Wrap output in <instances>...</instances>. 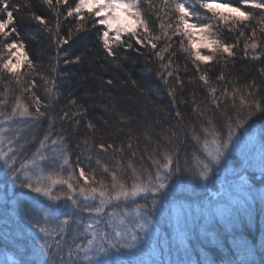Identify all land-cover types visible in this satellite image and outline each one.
Here are the masks:
<instances>
[{"label":"snow or ice","instance_id":"6c2138e0","mask_svg":"<svg viewBox=\"0 0 264 264\" xmlns=\"http://www.w3.org/2000/svg\"><path fill=\"white\" fill-rule=\"evenodd\" d=\"M41 3L51 10L53 20L45 21L41 15L30 11L31 4L28 2L18 6L14 0H0V162L7 170L6 176H10L14 184L19 182V188L36 194L34 201H37V197H44L52 202L62 199L64 201L63 207L57 204L44 211L42 221L28 220L29 224L43 234L42 237H37L42 241L39 248L43 250V254L49 256L51 252L50 258L43 264H77L81 254L88 264H108L107 260L96 257L100 254L107 256L109 249H115L117 252L122 248L135 249L138 242L148 236L151 221L147 216H150L151 209L147 204L141 205L137 198H150L154 208L157 196H163V190L174 186L176 178L181 174L198 175L208 180L213 167L221 162L229 147L240 146L244 133L241 132L234 139L235 132L244 129L258 114H264V82L257 84L253 79L251 83L238 85L232 82L230 88L227 85L218 88L212 84L208 71L205 70L199 79L209 89L211 103L215 105L214 115L207 116V105L203 109L197 106L193 110L198 112L200 117H205L210 126L205 127L203 121L199 123L204 134L202 143L206 155L202 158L193 154L195 167L188 164L187 160V166H181L178 155L180 131L187 132L191 128L192 138L201 142V135L195 131L194 122L188 121L179 125L180 131H173L171 136L166 137L167 145L157 143L154 149L146 145L144 154L151 161V167L141 165L138 169L132 163V158L138 153L133 141L139 139L130 126L135 117L129 114L130 110L119 107L112 96V91L123 86V82L117 83L119 77L106 81L100 79L101 94L111 97V112L117 119L115 126L109 121H104V128H97L94 119L88 117V110L92 106L79 103L73 97L75 90L67 93V104L59 111L56 110L54 101L60 95L58 79L61 61L65 65L85 63L88 58L83 54L70 56L72 44L81 38L82 33L94 30L99 42V51H102L105 60L111 58L109 62L119 68L122 67L121 61L127 58L124 50L147 56V52L143 51L147 49L160 62L157 75L168 85L165 73L171 77L177 71L173 68L172 60L176 53H170L167 62L164 56L172 47V36L180 37V48L189 53L190 57L194 56V64L196 61H213L217 54H220V58L224 59L227 65L228 58L235 56L233 48L236 45L225 43L219 38L221 25H230L229 31L237 26L248 28L250 25L246 22L253 20L264 25V0H239L240 6H234L232 0H41ZM21 8L28 10V18L44 26L45 31L50 34V42L55 45L56 54L50 58L48 75L38 72L37 65L24 51L25 44L17 31L14 17V13L19 12ZM209 13L211 15H208ZM152 17L160 21L159 34L154 30L155 21ZM68 18H73L75 22L68 21ZM64 21H68L70 26L67 32L61 35ZM251 31L249 39L252 43L245 44V56L248 55V48L255 50L258 47L256 28L252 27ZM260 31L264 33V26ZM240 35L244 36V31H241ZM162 38H166L168 42L156 51L157 42ZM65 45L68 47L65 48ZM200 48L208 49L210 54L202 55ZM224 54H227L226 57ZM252 58L259 59V56L253 55ZM92 59L94 61L96 57ZM25 65L27 70L21 72ZM196 68L200 71L199 64ZM260 75L264 76V68L260 69ZM36 76H40L43 85H47L44 90L47 103L37 91H33L38 87ZM175 79L177 83H181L178 76H175ZM216 79L224 81L225 74L221 72ZM217 92L220 93L219 96L216 95ZM169 95H172L175 101L174 88H170ZM222 107L230 109L231 114L226 116V124L218 128L215 111ZM220 115H224V112ZM176 116L183 122L181 112L177 111ZM77 117L86 121L87 131L77 142V147L81 144L84 146V151L80 153L84 159L81 161L78 157L74 164L71 159L73 149L66 134L70 135L69 129L79 127L81 120ZM45 123L47 127L44 128V134L38 139L37 132ZM57 124L59 127H54ZM224 126L227 127L226 138L222 133ZM106 130H110L111 134L107 135ZM121 133L125 134V138L117 143L114 137ZM33 142L38 146L30 151L28 146ZM125 152L129 155L125 156ZM104 156H110L115 161L113 167L110 168L107 163L101 164ZM94 158L99 166L95 169L86 164ZM122 160H127V164L121 163ZM82 164L85 166H81ZM101 168L102 174L98 176ZM126 169H131L130 174ZM21 175L24 176L23 180ZM57 186L66 188L57 190ZM261 198L264 199V195ZM90 200H98V203H86ZM129 202L135 205L136 216L141 217L140 222L134 226H126V205ZM117 206L123 207L124 212L120 223L113 224L112 217L117 215ZM109 207H112L113 211L106 213ZM141 209L144 210L143 213ZM79 213H88L91 219V222L83 225V232L90 233L91 238L87 239L83 246L74 239L72 245L68 246V258L65 259L63 255H59L65 228L71 232V225L76 223L75 216ZM59 216L64 219L55 227L46 226ZM101 224L111 231L100 227ZM80 229L81 225L77 224L76 230L79 232ZM139 233L144 235L140 236ZM53 245L56 249L54 252ZM57 255L59 260L54 258ZM204 264L213 262L206 260ZM242 264L248 262L244 261Z\"/></svg>","mask_w":264,"mask_h":264},{"label":"trees","instance_id":"16d2710c","mask_svg":"<svg viewBox=\"0 0 264 264\" xmlns=\"http://www.w3.org/2000/svg\"><path fill=\"white\" fill-rule=\"evenodd\" d=\"M14 2L18 6L28 2L31 4L30 11L41 15L45 21L54 19L51 10L46 5H43L41 0H14ZM220 2H224V0H220ZM232 2L234 6H240L239 0H232ZM27 12L28 10L21 8L19 12L14 13L16 28L25 44L24 51L28 53L29 59L33 60L37 65V71L48 75L50 58L56 54L55 45L50 42V34L45 31L44 26L38 21L28 18ZM208 15L211 14L209 13ZM151 19L155 21L154 30L159 34L161 31L159 27L160 21L155 20V17ZM68 21L75 22L73 18H68ZM68 21L63 22L60 30L61 35L67 32L70 26ZM246 23L250 27L237 26L231 31L228 30L230 25H221L222 31L219 33V38L225 43L236 45L233 48L235 56L228 58L227 65H225V60L220 58V54H217L213 61H196L194 64V56L190 57L189 53L184 52L180 48V37L172 36V47L168 49V52L164 53V56L165 62H167L168 55L172 52L176 53L172 60L174 62L173 68H176L177 71L171 77H168L165 73L168 85H165L164 81L157 75L160 62L147 49L143 50L147 52V56H142L132 50H124L127 53V58L121 61L122 67L118 68L109 62L111 58L109 60L104 59L102 51H99V42L94 30L86 34L82 33L81 38L76 39V42L72 44L70 56L74 57L77 54H83L88 60L83 64L68 65L63 64L61 61L58 79V92L60 95L54 101L56 110L59 111L67 104V93L75 90L73 91V97L79 103L92 106L88 110V117L94 119L97 128H104V121H109L115 126L114 122L117 117L111 112L112 99L107 94H101L99 85L100 79L106 81L109 78L119 77L117 83L123 82V86L114 89L112 96L115 97V102L119 107L130 110L129 114L135 117L130 126L135 135L139 137L138 140L133 141L134 148H138L137 156L132 158L133 165L138 169L141 165L151 167V161L144 154L145 146L147 145L150 149H154L157 143L162 146L167 145L168 140L166 137L171 136L173 131H180L179 125L181 123L192 121L195 125V131L198 135H201V142H197V140L192 138L191 128L187 132L180 131V152L178 155L182 167L187 166L185 164L186 160L188 164L195 167L196 160L193 154L203 156L202 139L204 134L199 127V123L203 121L205 127L210 126L207 123V119L200 117L199 113L193 109L197 106L203 109L207 105V116H213V109H215V105L211 103L209 89L199 79V76L207 70L212 84L218 88L225 85L230 88L232 82L238 85L251 83L253 79L256 80L257 84L264 82V76L260 75V69L264 68V54H262L264 53V33H261L260 28L264 25L257 24L255 20ZM88 26L89 28L91 27V21H89ZM252 27L256 28L258 47L255 50L248 48V55L245 56V44L252 43V40L249 39L252 35ZM241 31H244V36L240 35ZM170 33L171 30H169ZM167 42L166 38L158 41L156 51L160 50ZM185 44H187V41H185ZM64 47L66 48L68 45ZM199 51L202 55L210 54L207 49H199ZM226 55L224 54L225 57ZM253 55H258L259 59L254 60L252 58ZM93 57H96L94 61ZM197 64L200 66V71H197ZM26 70L25 65L20 71L24 72ZM221 72L225 74L226 79L224 81L216 79ZM175 76L179 77L181 83L176 82ZM35 79L38 87L33 89V91H37V94L47 103L44 97V90L47 85H43L40 76H36ZM170 88L175 89V101L173 96L169 95ZM216 95L219 96L220 93L217 92ZM9 99L11 101L12 97L10 96ZM177 111L183 114V122H181L180 117L176 116ZM221 112H224V115H220ZM230 114V109L222 107L216 110V126L220 128L225 125L226 116ZM77 119L81 120L79 127L69 129L70 135L66 134L68 143L73 149L71 159L74 164L78 157L81 161L84 159L80 156V153L84 151V146L81 144L80 147H77V142L82 139L87 131L86 121L82 117H77ZM46 127L47 124L45 123L37 132L38 139L43 136L44 128ZM54 127L58 128L59 124ZM125 127H129V125H125ZM250 129H256L260 134L259 138L264 143V114H258L252 121H249V125H246L244 129H238L235 133ZM106 133L107 135L111 134L110 130H106ZM222 133L226 138V126L223 127ZM124 138V133L114 137L117 143L124 140ZM208 139L210 140L211 137H208ZM37 146L38 144L33 142L28 147L32 151ZM128 155L129 153L125 152V156ZM141 156H143V159H141ZM105 163L111 168L115 161L110 156H104L101 164ZM121 163L126 165L127 160H122ZM86 164H90L94 169L99 167L95 163V158L86 162ZM81 166H85V164ZM126 172L130 174L131 169H126ZM100 174H102V168L97 173L98 176ZM185 174L183 173L177 177L174 184L175 186L178 180L181 183L183 181V184H189L188 188L178 193V196H174L171 199L157 196V202H161L160 205L156 204L157 208H152L150 198L146 202L151 209V214L147 218L150 221L151 219L154 221L153 227L152 221L148 226V240L138 242L135 249L122 248L119 252L112 249L114 253H109L108 256L118 257L120 264H204L206 260H211L213 264H242L244 261H247L248 264H264V204L254 203L247 209H232L221 221H213L206 224L202 209L207 208V204L210 207L214 206L215 200L210 197L209 189L197 186V182L193 185V181L196 180L194 175L188 174L186 178ZM104 175L110 179L107 174ZM9 177L6 176V172L1 173L0 182L3 183L6 192V180H10ZM138 202L141 201L138 200ZM140 204L143 205L145 203ZM62 205L64 206V204ZM126 206L127 210L133 208L130 207V203ZM195 207H197L198 212L201 209V214L198 215L194 212ZM111 211H113L112 207L106 209V213ZM142 211L144 210L141 209ZM23 212L24 210L18 211V217ZM120 212H124V208L117 206V215L112 217L113 224L120 223ZM3 213L4 215H1L0 221L2 220L1 222H4L7 227L0 228V252L16 254L14 256L18 257L20 255L19 248L31 251V243L24 234L20 222L6 210ZM78 216L82 217V222L76 220ZM87 217H89L87 213H79L75 216L76 223L71 225V232H69L67 227L65 228V236L62 240L59 254L63 255L65 259L68 258V246L72 245L74 239L76 243H80L82 246L86 244L87 237H84L83 225ZM139 218L141 220V217ZM77 224L81 225L79 232L76 230ZM100 227L111 231L104 224H101ZM6 229L8 233H6ZM153 230L157 231V234L156 239L151 240L153 238ZM23 234L24 239H21ZM139 235L143 236L144 234L139 233ZM56 238L60 239V237ZM55 250L53 245L52 251L54 252ZM59 255L54 258L59 260ZM50 256L51 252L39 264H43ZM30 260H32L29 261L30 264H38L37 261ZM14 264L24 263L15 261ZM77 264H83L82 256L77 260Z\"/></svg>","mask_w":264,"mask_h":264},{"label":"rangeland","instance_id":"374dc122","mask_svg":"<svg viewBox=\"0 0 264 264\" xmlns=\"http://www.w3.org/2000/svg\"><path fill=\"white\" fill-rule=\"evenodd\" d=\"M240 133L241 132L235 133L234 139L235 136H239ZM243 133L244 137L240 143V146L229 147V150L225 152L224 157H222L221 162L213 167V171L209 174L208 180H204L198 175H194L196 180L193 181V185L197 182V186L199 185L205 187V189H209L208 191H210V197L215 200L214 206L210 207L207 204V208L202 209L206 224L213 221H221V219L226 214L231 212L232 209H247L254 203H258L260 205L264 204V199L261 198L262 195H264V143L262 142V139L259 138L260 134L256 131V129L245 130ZM202 155V158L206 155L204 148H202ZM2 172H6V169L3 167L2 162H0V178ZM185 175L187 178L188 174L186 173ZM9 178L10 180H6L7 192L4 189L3 183L0 182V217L1 215H4L3 211L6 210L13 218L20 222L24 234L29 238V242L31 243V251L25 250V248H19L18 251L20 255L18 254V257L14 256L16 254L0 252V264H14L15 261L17 263L30 264L29 261H32L30 259L37 261L39 264L47 257L43 254V250L39 248V245L42 241L37 238L38 236L42 237L43 234L39 233L38 230L32 226V224H29L28 220L32 219L35 221L36 219H40L42 221L44 211L48 210L50 207H54L57 204L63 207L62 204H64V201L62 199L60 201L52 202L48 201L47 198L37 197V201H39L38 203L37 201L33 200V197L36 196V194L31 193L28 189L19 188V182L14 184L11 177ZM23 179L24 176L21 175V180ZM188 186L189 184H183V181L181 183L180 180H178L174 188L172 186L170 189L163 190L165 194L162 197L171 199L174 196H178V193L183 191L185 188H188ZM62 187L65 188V186H57V190ZM137 200L141 201L139 203L145 204L148 201L143 198H137ZM86 203L94 205L98 203V200H90ZM156 204L160 205L161 202H157ZM157 205H155V208L158 207ZM130 207L133 208L127 210L128 215L125 218L126 226H134L136 223L140 222V218L136 216L135 205L130 203ZM21 210H24L25 214L23 212L24 216L23 214H19L18 217V211ZM143 212L144 211H142V213ZM194 212L199 215L201 214V209L198 212L197 207H195ZM122 215L123 212H120L119 221ZM63 219V216H59L46 226L55 227L56 224H58L59 221ZM76 220L78 222H82V217L78 216ZM1 221L0 228H6V224ZM151 221L153 227L154 221L152 219ZM89 222H91V219L90 217H87L85 224ZM6 233H8L7 229ZM24 234L23 237L19 235L21 239H24ZM152 234L153 238L151 240L156 239L157 231L153 230ZM84 237L90 239L91 235L90 233H85ZM145 240H148V238L146 237L141 241ZM109 253H114V251L109 249ZM96 258L105 259L108 261V264L114 262V264H120L118 257L113 258L108 255L104 256L103 254H100ZM83 264H88V261L83 260Z\"/></svg>","mask_w":264,"mask_h":264}]
</instances>
